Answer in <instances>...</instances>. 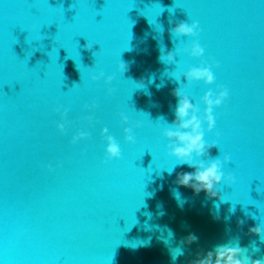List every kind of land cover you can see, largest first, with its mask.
<instances>
[{
    "label": "water",
    "instance_id": "1",
    "mask_svg": "<svg viewBox=\"0 0 264 264\" xmlns=\"http://www.w3.org/2000/svg\"><path fill=\"white\" fill-rule=\"evenodd\" d=\"M180 22H197L198 35L172 34ZM196 41L201 57L190 54ZM167 51L175 63L161 62ZM202 64L214 83L184 78ZM177 88L200 115L209 90L229 92L214 129L203 125L217 146L197 158H219L235 177L217 197L176 183L195 171L169 155L164 135ZM104 128L120 158H109ZM255 226L264 228V0H0V264H192L222 245L264 259Z\"/></svg>",
    "mask_w": 264,
    "mask_h": 264
},
{
    "label": "clouds",
    "instance_id": "2",
    "mask_svg": "<svg viewBox=\"0 0 264 264\" xmlns=\"http://www.w3.org/2000/svg\"><path fill=\"white\" fill-rule=\"evenodd\" d=\"M199 25L197 22L189 25L187 22H180L174 28L171 29L172 34L177 36H197ZM87 47H91L87 44ZM194 57H201L204 54V49L196 41L191 45V53ZM167 60L168 64H173L176 61V56L173 51H167L160 55L161 62ZM219 66L218 64L216 65ZM120 69L125 72L127 65L123 62L120 64ZM212 66L193 67L187 73H184V78L190 81H204L206 84H212L215 81V76L211 70ZM104 73H100L99 76L93 75L92 79L97 80L102 77ZM112 77H108V82L111 83ZM181 77L177 78L180 81ZM110 91H114L110 89ZM174 95L178 97V104L175 109V120L171 124V127L164 130L165 137L170 141L168 148L170 149L169 155L174 156L180 163L187 164L189 167L194 168V172H181L177 174L176 183L182 187H190L197 194L200 191H205L211 197L219 196L217 186L222 180H227L231 183H235V177L232 175L225 176L222 171L223 163L219 158L210 160L206 163L204 160H197L199 157H203L208 154L209 149L216 147L214 142L208 144L205 141V130L203 125L207 124V130L212 131L216 125V119L213 115L215 107H219L229 96V92L226 88L219 91L217 95L213 91L209 90L203 97L202 102L206 105V108L202 115H200V108L192 103V101L184 95L179 88L174 92ZM96 107L95 105L92 106ZM66 115V113H65ZM124 123H129V118L126 115L121 114ZM140 125L137 124V127ZM61 131L64 130V124H60ZM126 139L130 143H135V137L132 134V128H125ZM104 135L107 137L108 147L106 149L109 158H120L121 150L114 139V137L107 135L108 129H103ZM87 136V133L81 132L78 136L73 137V143ZM230 160L229 156L224 157V162ZM171 173V172H170ZM177 195V194H176ZM221 199V197H220ZM242 223V222H241ZM253 234L261 237L264 241V228L261 226H255L249 229ZM197 237L190 235L187 240L191 244L195 242ZM258 251V249H256ZM182 251L178 249L176 255H182ZM174 259L176 256L173 257ZM192 264H264V259L253 260L251 256L247 255V249L240 246H218L214 251H208L206 255L200 256L192 261Z\"/></svg>",
    "mask_w": 264,
    "mask_h": 264
}]
</instances>
